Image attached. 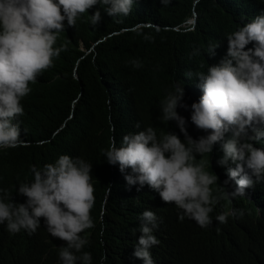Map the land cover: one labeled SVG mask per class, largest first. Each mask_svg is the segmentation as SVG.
Here are the masks:
<instances>
[{"label":"trees","instance_id":"16d2710c","mask_svg":"<svg viewBox=\"0 0 264 264\" xmlns=\"http://www.w3.org/2000/svg\"><path fill=\"white\" fill-rule=\"evenodd\" d=\"M96 11L101 20L93 26L89 16ZM261 13L264 0H170L167 6L161 0H135L127 17L109 16L98 3L75 27L65 21L57 46L66 45V51L30 85L31 93L21 102L24 114L14 121L20 125L22 143L0 149V189L24 204L27 198L19 195V185L32 182V166L42 169L60 155L80 157L92 165L95 187V227L84 234L89 244L82 250L91 253L92 264H144L133 253L145 210L157 216L153 234L160 243L149 250L154 264H264V181L245 189L244 196L220 200L210 214L213 223L202 229L187 217L180 220V210L147 185L139 192V185L129 189L124 176L131 169L122 174L103 154L110 144L120 147L125 135L147 127L158 138L172 133L183 142L177 122L161 119V102L176 83L184 89L181 103L186 107H178L177 113L185 119L188 134L193 139L206 135L191 123V105L203 95L196 74L217 65L226 56L227 35ZM210 44H219L214 57L208 54ZM249 48L253 44L245 50ZM197 49L199 54H194ZM134 59L143 66L133 67ZM252 128L264 130V124ZM253 143L264 149V139ZM222 157L216 144L196 159H205L218 186L231 193L236 184H225L226 172L235 164L220 166ZM231 209L243 215L229 216L225 224L216 221ZM64 246L50 236L43 218L31 235L24 230L12 235L0 225V264H61L58 253Z\"/></svg>","mask_w":264,"mask_h":264},{"label":"clouds","instance_id":"9594fccd","mask_svg":"<svg viewBox=\"0 0 264 264\" xmlns=\"http://www.w3.org/2000/svg\"><path fill=\"white\" fill-rule=\"evenodd\" d=\"M169 2L161 0L164 6ZM98 3L109 16L127 17L135 0H0V149L22 143L20 125L14 121L24 114L21 102L31 93L30 85L53 68L60 53L66 51V45L57 46L64 22L75 27L77 20ZM100 20V11L89 16L93 26ZM144 39L153 38L144 35ZM226 39V56L206 73L196 74L203 95L191 105V123L206 135L193 139L188 134L185 119L177 113L178 107H186L181 103L184 89L176 83L174 91L161 102V119L177 122L185 137L183 142L172 133H161L158 138L156 130L147 127L125 135L120 147L112 143L103 152L108 164L119 165L122 174L131 169V174L124 176L129 189L139 185V192L147 185L164 203L180 210V220L187 217L202 229L213 223L210 214L220 200L244 196L245 189L264 181V149L253 143L264 139V130L252 128L264 124V13L239 26ZM249 44L253 48L245 50ZM218 47L210 44L208 54L214 57ZM131 64L143 66L135 59ZM249 128L254 135H249ZM229 132L231 138L226 140ZM216 144L223 152L218 164H235L226 172L229 179L225 184H236L231 193L218 186V177L206 170L205 159H196L211 153ZM30 170L32 182L19 185V195L27 198L26 203L13 202L12 195L0 189V225H6L12 235L21 230L31 235L43 218L50 236L66 243L58 253L61 264H92L91 253L82 251L89 244L84 234L95 227L91 216L95 205L92 165L80 157L60 155L54 163ZM242 215V211L231 209L215 219L225 224L229 216ZM139 219L141 236L133 255L144 264H154L149 250L160 243L153 234L158 227L157 216L145 210Z\"/></svg>","mask_w":264,"mask_h":264}]
</instances>
